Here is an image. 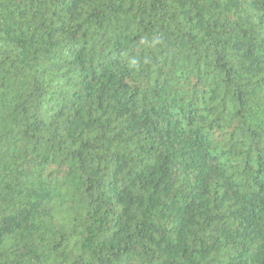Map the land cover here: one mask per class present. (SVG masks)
Returning a JSON list of instances; mask_svg holds the SVG:
<instances>
[{"label":"trees","instance_id":"trees-1","mask_svg":"<svg viewBox=\"0 0 264 264\" xmlns=\"http://www.w3.org/2000/svg\"><path fill=\"white\" fill-rule=\"evenodd\" d=\"M0 264H264V0H0Z\"/></svg>","mask_w":264,"mask_h":264}]
</instances>
